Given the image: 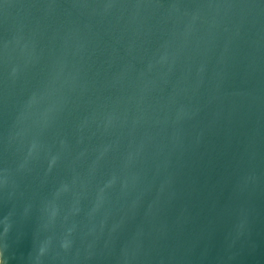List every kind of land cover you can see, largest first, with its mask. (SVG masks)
I'll return each mask as SVG.
<instances>
[{"label":"water","instance_id":"1","mask_svg":"<svg viewBox=\"0 0 264 264\" xmlns=\"http://www.w3.org/2000/svg\"><path fill=\"white\" fill-rule=\"evenodd\" d=\"M0 264H264V0H0Z\"/></svg>","mask_w":264,"mask_h":264}]
</instances>
